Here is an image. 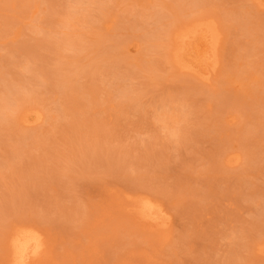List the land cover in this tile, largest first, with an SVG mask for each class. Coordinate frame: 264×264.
<instances>
[{
  "label": "rangeland",
  "instance_id": "rangeland-1",
  "mask_svg": "<svg viewBox=\"0 0 264 264\" xmlns=\"http://www.w3.org/2000/svg\"><path fill=\"white\" fill-rule=\"evenodd\" d=\"M77 1L0 0V70L7 68L4 58L15 63L0 89L6 82L33 89L28 105L42 116L0 124V264L10 261L5 236L22 223L46 239L45 253L30 264H264L257 249L264 239V4L203 5L193 15L214 17L222 32L218 72L205 83L166 61L126 74L122 88L132 91L139 113L116 97L117 79L103 69L73 77L80 93L67 100L49 86L65 72L59 65H76L63 63L65 55L99 34L101 47L120 41L117 51L92 59L99 66L113 60L135 70L155 59L121 27L137 19L151 30L149 14L163 0H104L105 16L98 0H82L86 21L67 14ZM48 10L61 23L45 22ZM62 23L80 36L78 43L56 42ZM34 39L45 46L28 56L19 46ZM40 66L52 73L42 75ZM163 106L168 125L160 118ZM95 147L102 161L88 159ZM109 150L122 155L116 173L106 167ZM233 155L239 160L229 163ZM136 195L157 199L169 225L134 213L129 199Z\"/></svg>",
  "mask_w": 264,
  "mask_h": 264
},
{
  "label": "bare ground",
  "instance_id": "bare-ground-1",
  "mask_svg": "<svg viewBox=\"0 0 264 264\" xmlns=\"http://www.w3.org/2000/svg\"><path fill=\"white\" fill-rule=\"evenodd\" d=\"M48 1V4L51 5V0ZM98 1L100 3L99 10L105 16L109 12L110 6L104 3V0ZM252 1L256 5L264 4V0ZM81 2L83 1H77L76 6L71 11H68L67 14L74 18L80 16L85 20L87 14L81 10ZM208 2H215V0H163L157 4L158 8L153 9L149 14L153 23L151 30L147 28L145 22L137 19L128 25L122 26L121 29L127 31L131 36H138L144 41L146 52L156 55V58L153 60L145 59L138 62L135 70L124 69L120 62L113 60L101 66L92 61L93 58H102L104 55L110 54L111 51L113 52V50L117 51L119 40H116L111 47H101L100 41L103 36L99 34L89 44L82 45L79 42L81 40L80 36L73 33L66 24L62 23V27L66 30H63L64 35L60 36L56 42L58 44L64 42L70 45L79 42L77 47L74 48L75 54L71 56L65 55V62L63 61V63L75 61L76 65L72 68L59 65L60 70L64 69L65 72L56 73L58 77L49 88L52 91L59 92L63 100H67L80 93L81 86L71 83L73 77L76 79L83 74H93L98 68L103 69L117 79L113 87L115 89L121 88V90L117 92L116 97L140 113L142 106L132 103L134 100L131 94L132 91H127L122 88V78L126 74H135L142 69L153 70L160 68L164 62L169 61L177 71L187 73L196 79H200L202 82H210L218 72L221 64L220 42L222 32L214 17L193 15ZM24 7L21 6L19 9L24 11ZM164 9H167L168 13ZM52 13V10H48L44 21L49 25L61 23L60 21L59 23L56 22L52 18ZM183 18L186 19L184 20ZM232 20L234 22L237 21V17L231 16ZM100 21L104 27H109L108 25L111 22L103 16L100 18ZM180 23L183 24L181 25ZM37 26L39 25L33 24V27ZM164 40L169 44L168 47L164 45ZM44 41L46 40L34 39L32 43L23 42L19 46V49H22L28 56H34L38 54V48L41 45L45 46ZM89 52H94L95 56L85 59V55ZM3 64L7 68L0 70V80H7V74L12 71L11 68L15 63L10 58H4ZM43 68V66H40L37 71L44 76L52 73ZM34 74L36 77L37 73L35 72ZM19 81L23 84L21 79ZM184 92L186 93L187 91ZM34 93V90L30 88H25L21 91L15 90L10 82H6L5 86L0 89V113H4L2 117L0 116V124L9 123L11 120H19L24 124L35 123L41 120L42 116L40 112L28 105V98L33 96ZM94 102L96 103V101ZM64 110L65 108L57 109V116L62 115ZM8 112L12 115H9ZM160 118L164 121L165 125H168V120L171 119V116L167 114L166 106H163L161 109ZM95 150L96 147L88 150V159H94L96 157L98 152ZM121 158L122 155H120L119 151L109 150L105 158L107 169L115 173L118 172L120 168L118 163H120ZM96 160L102 161L103 159L98 156ZM238 160L239 157L237 155L230 156L227 159L229 163H235ZM124 177L129 179L128 175H124ZM129 201L131 202L134 213L140 218L161 228L169 225L170 215L157 199L150 196L136 195L130 198ZM5 241L10 248L9 264H30L32 261L39 259L45 253L46 249V239L43 232L27 223H22L10 230L5 236ZM257 249L264 253V239L257 243Z\"/></svg>",
  "mask_w": 264,
  "mask_h": 264
}]
</instances>
